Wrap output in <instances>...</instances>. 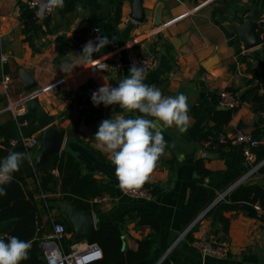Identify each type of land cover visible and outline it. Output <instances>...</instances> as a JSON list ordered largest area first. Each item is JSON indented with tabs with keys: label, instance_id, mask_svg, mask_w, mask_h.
<instances>
[{
	"label": "crops",
	"instance_id": "0c3cea01",
	"mask_svg": "<svg viewBox=\"0 0 264 264\" xmlns=\"http://www.w3.org/2000/svg\"><path fill=\"white\" fill-rule=\"evenodd\" d=\"M255 1L141 0L143 20L138 22L133 19L132 0H65V7L56 8L52 17L41 24L46 34L36 38L32 48L25 41L18 0H0V46L7 56V62L0 63V127L15 122L17 128V135L8 141V152L30 153L31 162L35 163L37 160L41 145L25 150L19 142L20 137L33 136L41 142V131L36 125V119L26 109L35 98L39 106L54 118L52 125L55 129L64 133L59 154L66 152L72 155L80 161L84 174H91L114 189L113 195H102L105 201L91 203L94 205L90 211L95 227L102 221L117 224L122 232L124 247L135 250L137 241L149 235L151 230L148 226L138 225L128 215L136 209H148L160 223L158 246L171 264H264V226L260 219L249 217L244 212L225 213L230 224L226 235L229 251L224 258L204 257L195 248L197 240L215 237L211 220L205 211L193 225L196 227L191 240L185 235L193 226L186 232L188 227L183 228L181 222L182 208L188 199V185L195 175V161L202 158L204 167L211 171L225 169L224 161L209 152L207 147L201 145L202 141L198 140L200 130L212 126L213 112L219 109L212 103L209 94L218 95L221 91L231 89L241 95L257 83L256 80L253 84L247 83L251 74L246 71L245 64L240 63L239 56H246L251 67L264 78L263 44L245 49L237 35L224 29L226 24L243 22L238 19H244ZM77 5L83 7L82 12L77 10ZM156 10H159L160 18L158 27H154ZM243 10H248L244 16L241 15ZM260 13L264 16V9L261 11V7ZM82 21H88L92 25L91 29L96 28L101 36H108L111 40L99 53L93 54L92 60L80 57L83 46L88 42L85 37L81 41L77 40L76 30ZM260 36L264 43V36ZM131 48L156 59V67L146 76V84L157 86L165 96L185 94L190 106L191 124L185 133H180L175 126L164 127L161 124L168 147L151 174L149 184L154 196L149 201L133 200L119 194L115 165L97 147L95 139L103 120L114 118L116 114H123L126 118L142 114L138 111L127 112L119 105L96 106L86 96V90L93 84L103 86L109 83L116 87L129 75L126 63L127 53ZM115 59L124 65L122 72L113 69ZM100 61L107 65L103 71L95 68ZM207 61L214 63L203 75L201 92L198 75ZM23 72H27L35 84L31 90L24 88L21 80ZM4 74L11 80L7 93L1 87ZM261 90L262 88L259 94ZM9 103L13 110L25 108V113L14 116L13 111L7 109ZM89 105L102 110V116L92 123L85 122L83 113ZM195 107H201L196 116L192 114V108ZM260 112L254 111L249 102H241L223 128L225 136L234 134L239 129L250 134L260 132V144L264 145V117ZM30 126H34L36 130L26 135ZM11 140H16L17 144L10 145ZM3 142L4 139L0 136V146ZM26 162L27 160L21 164L16 174L24 177L25 190L31 192L32 199L37 203L43 199L58 200L61 197L58 187L51 184L45 193L37 191L42 174L25 177ZM52 172L57 175L56 171ZM246 182L264 186V165L242 183ZM239 184L241 183L237 181L232 189ZM60 203L62 202L55 203L50 214L37 216L46 231L43 233L42 230V237L52 231L60 217L63 218L58 210ZM8 234L0 235V238ZM72 237V234L65 237L71 240L70 247L81 248L87 244L86 240L73 241ZM217 237H222L221 232H218ZM63 249L68 251L70 248L67 246V249Z\"/></svg>",
	"mask_w": 264,
	"mask_h": 264
},
{
	"label": "trees",
	"instance_id": "16d2710c",
	"mask_svg": "<svg viewBox=\"0 0 264 264\" xmlns=\"http://www.w3.org/2000/svg\"><path fill=\"white\" fill-rule=\"evenodd\" d=\"M17 6L20 18L23 21V34L25 41L33 48V42L39 36L45 35L42 25L36 23L34 12L28 8L25 1L18 0ZM261 11L264 9V0L261 1ZM119 8L116 11V18L119 14ZM248 10H243L241 15H245ZM258 24V34L264 36V16L260 13ZM239 22L243 20L240 17ZM45 24V23H44ZM91 23L82 21L76 30L77 40H83L91 29ZM264 54V43L261 46ZM240 63H244L246 71L251 74V79L247 81L252 85L243 94L239 95L240 102L247 101L251 104L254 111L264 110V96L259 94V90L264 89V78L253 69L247 61L246 56H239ZM4 65V72H6ZM233 93L235 90L227 89ZM237 94V93H236ZM213 104H218V95L216 93L209 94ZM201 107L192 108V114L196 116ZM237 109L219 108L213 112L211 117L212 126L204 127L198 135L199 141H208L207 150L222 159L225 163V169L222 171H211L204 167V160L198 159L194 163V178L188 185V199L182 208L181 222L183 228H187L194 220L204 211L206 216L211 220V227L214 238L217 241H226V235L229 228V218L225 216L228 212H244L252 218L260 217L253 208L255 204L264 209V186L257 183H241L231 189L222 199L215 202L217 197L226 192L254 165L264 160V145L260 144L262 134L260 132L252 133L253 139L259 141L255 147H250V152L254 155V161L248 162L243 154L242 145L232 146L227 139H220L225 136L223 132L233 113ZM86 123H92L102 116V110L94 106H87L83 112ZM18 122L20 119L17 120ZM32 124V121H30ZM36 128L30 126L26 135L34 133ZM17 135L16 123H8L0 127V136L4 142L0 146V161L9 154L8 141ZM14 152V151H13ZM52 171H56L57 175H53ZM17 172V171H16ZM13 173L11 181L7 184L0 185L6 190L7 195L0 196V222L7 220H16L15 225L6 237L8 242L10 237H17L21 240L31 241V249L29 258L21 262V264H44L42 252L38 246L42 240L43 230L38 219V215L50 214L55 208L56 202H68L78 208L80 211L92 210L94 205L91 200L102 197L104 193L114 194V189L103 184L102 181L96 179L91 174H84L82 165L72 155L61 152L57 156L51 157L45 166L37 171L34 168V161H28L24 166L25 177H36L42 174L39 181V190L45 193L48 185L58 187L61 197L57 200L49 201L41 200L39 203L32 199L31 192L25 190V180L19 174ZM207 180V181H206ZM154 193V192H153ZM215 202V203H214ZM214 203V204H213ZM40 207V208H38ZM128 217L137 221L140 226H148L151 233L141 240L137 241V248L129 250L124 247L122 232L117 224L111 222H98L94 231H92L86 239L87 244H96L102 253L101 259L89 264H157L164 255V252L158 246V236L160 232V223L154 213L148 209H136L129 213ZM61 223L65 227L67 234H72L70 227L64 218L60 217ZM47 225V224H46ZM193 226L185 236L191 240V234L195 231ZM43 230V233H42ZM48 231V229H47ZM221 232L222 237H217ZM67 237V236H66ZM195 242V241H194ZM65 243V245H64ZM63 247L72 245L70 239L62 240ZM159 264H171L167 257L163 258Z\"/></svg>",
	"mask_w": 264,
	"mask_h": 264
},
{
	"label": "clouds",
	"instance_id": "9594fccd",
	"mask_svg": "<svg viewBox=\"0 0 264 264\" xmlns=\"http://www.w3.org/2000/svg\"><path fill=\"white\" fill-rule=\"evenodd\" d=\"M64 7L65 0H41L36 15L43 18L53 9ZM77 10L82 12L83 7L77 5ZM109 43L108 36L97 35L95 41L89 40L83 46L80 57L92 60L93 54L99 53ZM3 60L6 57L0 56V61ZM145 79L144 67L133 64L129 75L118 86L105 83L91 97L96 106L119 105L127 112L142 114L134 118L116 114L114 118L103 120L95 134L97 147L115 165L119 187L125 192L139 190L149 182L165 154L168 143L161 124L164 127L175 126L180 133H185L191 124L190 106L185 94L165 96L157 86L146 84ZM25 160L31 163L30 153L14 151L0 161V185L9 183L12 174ZM4 195H7L6 190L0 187V196ZM31 246V241L15 236L10 237L8 242L0 238V264H21L29 258Z\"/></svg>",
	"mask_w": 264,
	"mask_h": 264
},
{
	"label": "built area",
	"instance_id": "2783aa9c",
	"mask_svg": "<svg viewBox=\"0 0 264 264\" xmlns=\"http://www.w3.org/2000/svg\"><path fill=\"white\" fill-rule=\"evenodd\" d=\"M35 15L36 23L43 24L44 22L48 21L56 8L51 11V13L45 15L43 18H38L36 13L39 10L41 0H24ZM263 20H259V23ZM258 23V24H259ZM97 35L100 33L97 31L96 28L90 29V31L86 34L85 38L87 41L93 40L95 41ZM0 33V39H1ZM0 56L6 57V60L0 61L1 64H5L7 62V56L5 53L2 52L0 46ZM127 63L126 67L130 70V68L135 64L138 67H144L145 69V76H147L155 67H156V59L152 55H146L141 51L136 49H129L127 53ZM113 69L115 71L122 72L124 69V65L117 59L113 61ZM107 67L104 61H100L96 63L95 68L97 70L103 71ZM11 80L8 75H3L1 79V87L4 93H7L9 89ZM101 87L99 85L93 84L86 90L87 98L92 102V93L98 88ZM261 94L264 96V89L261 90ZM241 102L239 99V95L233 93L229 90L221 91L218 94V104L217 106L222 109H238ZM7 109L10 108V103L7 105ZM14 113V116L18 117L25 113V108H18L17 110L11 109ZM260 114L264 117V110L260 112ZM227 139L228 142L232 146H239L242 145L243 154L246 160L250 163L254 161V155L250 152V147H255L259 144V141L253 139L250 132L239 129L234 134L229 136H220V139ZM19 142L24 147L25 150H30L35 147H40V141L37 139L36 136L33 137H20ZM17 144L16 140H11L10 145L14 146ZM201 145L204 147H208L210 144L208 141H202ZM264 165V160L260 163L252 166L241 178L238 180V183H242L249 179L250 177L254 176L260 168ZM117 182V189L120 195L125 196L127 198L133 200H144L149 201L153 198V188L147 182L141 189L135 191L125 192L122 191L119 187V181L116 177ZM227 194V191L222 193L217 200L222 199ZM105 201V197H98L91 200V203H100ZM253 208L257 211L258 216L264 226V209L259 207L257 204L253 206ZM185 234V233H184ZM67 236L65 231V227L61 223L54 224L52 231L42 237V240L39 242L38 246L42 252L44 264H89L94 261L101 259L102 253L100 248L96 244H85L83 247H74L71 246L68 251H64L62 240L64 237ZM195 248L198 252L204 257H212V258H224L227 256L229 251V245L226 241H217L215 238L209 239H200L195 242Z\"/></svg>",
	"mask_w": 264,
	"mask_h": 264
},
{
	"label": "water",
	"instance_id": "95a60500",
	"mask_svg": "<svg viewBox=\"0 0 264 264\" xmlns=\"http://www.w3.org/2000/svg\"><path fill=\"white\" fill-rule=\"evenodd\" d=\"M260 5L261 0H256L249 12L244 16L243 22L240 24H226L224 29L233 35H237L239 41L244 44L245 49H251L263 44V39L258 34V23L260 20ZM132 13L135 21L141 22L143 20V10L141 6V0H132ZM160 25L159 10H156L154 15V27ZM182 41V40H181ZM213 62L207 61L202 65V69L198 75L199 90L203 92V75L206 71H209ZM21 80L24 82L25 90H31L35 84L32 82L30 75L27 72L21 74ZM203 95V93L201 94ZM27 111L34 115L36 119V125L41 131V151L34 163L36 170L42 169L46 162L53 156L59 155L62 145L64 133L63 131H57L52 125L54 118L49 116L38 104V101L34 98L27 106ZM232 189V186L227 190V193ZM218 200L216 199L215 202ZM214 202V203H215ZM213 203V204H214ZM58 210L62 214L63 218L67 222L72 231L73 241L86 240L89 234L94 231L95 223L92 212L80 211L71 203L62 202L58 204ZM207 211V210H206ZM205 211V212H206ZM199 215L190 226L185 230L186 232L202 217L205 213ZM16 220H8L0 223V235L8 234L11 228L15 225ZM165 255L158 261L159 264Z\"/></svg>",
	"mask_w": 264,
	"mask_h": 264
},
{
	"label": "rangeland",
	"instance_id": "374dc122",
	"mask_svg": "<svg viewBox=\"0 0 264 264\" xmlns=\"http://www.w3.org/2000/svg\"><path fill=\"white\" fill-rule=\"evenodd\" d=\"M64 245H65V243H64ZM66 246V245H65Z\"/></svg>",
	"mask_w": 264,
	"mask_h": 264
}]
</instances>
